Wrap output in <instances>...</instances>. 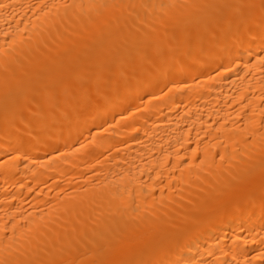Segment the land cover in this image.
Listing matches in <instances>:
<instances>
[{"label": "bare ground", "instance_id": "obj_1", "mask_svg": "<svg viewBox=\"0 0 264 264\" xmlns=\"http://www.w3.org/2000/svg\"><path fill=\"white\" fill-rule=\"evenodd\" d=\"M0 264H264V0H0Z\"/></svg>", "mask_w": 264, "mask_h": 264}]
</instances>
